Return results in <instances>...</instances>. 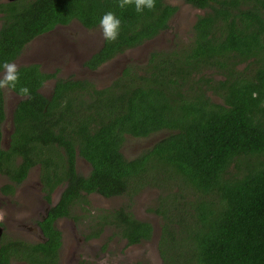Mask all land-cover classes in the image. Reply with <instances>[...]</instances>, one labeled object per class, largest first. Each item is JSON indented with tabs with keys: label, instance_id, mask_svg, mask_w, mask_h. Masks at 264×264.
<instances>
[{
	"label": "trees",
	"instance_id": "1",
	"mask_svg": "<svg viewBox=\"0 0 264 264\" xmlns=\"http://www.w3.org/2000/svg\"><path fill=\"white\" fill-rule=\"evenodd\" d=\"M184 1L207 8L192 26L189 52L153 50L141 72L127 65L106 88L89 79L57 78L46 96L40 88L53 74L36 63L17 66L16 86L4 87L15 94L27 87L29 96L18 94L23 98L13 107L4 146L0 87V174L18 183L37 162L54 167L45 183L53 187L66 180L67 185L50 208V218L80 205L81 190L131 196L143 183H177L187 205L181 216L187 212L191 220L172 221L181 199L170 187L152 209L164 220L157 244L164 264H264V0ZM175 10L164 0H154L153 8L141 13L131 5L118 7V0L0 2V71L54 26L77 20L91 29L111 11L120 18L119 34L113 41L104 39L86 62L95 68L157 36ZM215 28L222 31L217 43L210 37ZM243 61L242 68L236 67ZM210 67L219 78L203 72ZM212 94L223 103L213 102ZM162 129L166 135L152 147L130 159L123 156L126 135L146 137ZM76 153L90 165L86 176L75 170ZM232 162H245V173L228 174ZM5 187L4 192L12 189ZM128 208L91 213L98 225L93 234L107 226L126 244L149 239L151 224L134 218ZM169 222L174 225L168 229ZM44 234L45 242L2 237L0 264L12 258L58 264L59 232L48 224ZM170 251L175 257L168 256Z\"/></svg>",
	"mask_w": 264,
	"mask_h": 264
},
{
	"label": "rangeland",
	"instance_id": "2",
	"mask_svg": "<svg viewBox=\"0 0 264 264\" xmlns=\"http://www.w3.org/2000/svg\"><path fill=\"white\" fill-rule=\"evenodd\" d=\"M164 1L168 4L174 5L176 10L173 12L174 14L169 17L168 27L162 36L157 35V37L155 36L156 38L140 45L138 48H132V50L130 49L116 55L97 70L90 71V73H88L87 70H84L78 76L80 77L79 79H91L97 88H106L110 86L116 78L121 76L127 65H135L138 67L137 71L141 72L142 67L145 66L144 64L148 60V52L151 50H178L180 55L189 52L190 43L193 41L194 37L192 26L197 16L203 14L207 8H196L184 0ZM55 28V31L45 39H40L41 36L35 37L32 43L28 44L23 49L21 55L13 62L16 67L20 64L35 63V60L41 55L37 51L40 47L38 45L47 44L49 41L48 39H54L58 34L65 35L64 38L68 42V47L73 50L71 51L67 47L68 53L83 52L85 61L91 58L93 53L101 48L104 41L99 26L87 29L77 20H72L68 25L56 26ZM42 61L45 62L46 70L49 71V69H51L50 59L43 57ZM244 65V61L238 62L236 67L242 68ZM55 68L61 76L67 75V77H75L78 75V72H76V70L70 65L69 57L65 58L61 64L58 63ZM4 71L5 70L0 71V77H3ZM203 72L209 74V76L212 75L213 79L219 78L220 76L214 75L212 67L204 69ZM52 84L53 81L45 82L40 88V91L44 95L49 96L52 91ZM2 89L5 99V119L1 125L3 133L1 143L6 146L9 133L12 129L11 114L13 106L20 97L4 86ZM210 98L213 102L216 101L223 103L220 96L212 94ZM166 133L167 130L164 129L154 132L146 137H133L126 135L122 143V153L128 159L136 157L141 152L152 147L155 140H159L158 138ZM81 161L82 159L78 157L77 164L79 163V169H81L83 165L87 166ZM156 168H159L158 164L154 166V169ZM227 170L228 174H232L233 177H239L245 173V162H242L237 166L232 162ZM80 171L83 173L87 172L83 169ZM156 172L157 174H160L161 170ZM39 175L40 170L38 173L37 166L30 168L27 177L14 187L15 198L11 199L0 196V221L5 225L3 231L4 240L21 238L25 241H32L38 238L34 233L35 229L33 227V221L38 215H40L41 207L45 206V203H43L41 199L42 190L40 185L41 182L38 178ZM7 182V178L0 175V186ZM160 182H162V180L159 182L143 183L138 187L136 193L131 196L120 195L105 199L97 195L84 196L79 202L80 205L76 204L81 207H77L76 210L75 207H73V212L71 213L73 216L62 219L58 222L63 238L59 254V264H89L91 262L95 264H136V262L143 264H164L163 260H161L157 245L159 235L161 234L164 225V220L159 213L152 211V209L156 208L158 204L157 202L165 196V189L167 187L171 188V191L174 192L176 198L181 199L179 205L174 207L176 210L173 209L172 221L175 222L179 219L184 223L189 222L191 218L187 212H183L181 216L180 209L184 210L187 205L184 204L185 198L182 196V193L180 194L181 191L179 185L173 182L162 183V185ZM58 190L55 189L52 194L54 200L57 198L56 191ZM84 200H87L88 202L85 203ZM121 205H128L134 218L150 222L154 228V233H152L151 238L142 243L127 245L125 239L119 234L114 236L110 229H105L94 239H81V236L85 235L90 229L91 213L98 211V209H110ZM85 206H88V208ZM173 222L167 223L166 226L174 225ZM168 239H171V236H169ZM166 244H170V242L167 241ZM168 256L175 257L174 252L170 251ZM180 258L182 259L184 257ZM12 264L25 263L22 261H12Z\"/></svg>",
	"mask_w": 264,
	"mask_h": 264
},
{
	"label": "flooded vegetation",
	"instance_id": "3",
	"mask_svg": "<svg viewBox=\"0 0 264 264\" xmlns=\"http://www.w3.org/2000/svg\"><path fill=\"white\" fill-rule=\"evenodd\" d=\"M10 0H0V2H9ZM189 4V3H188ZM172 5V4H171ZM172 6H174V5H172ZM195 7V6H194ZM197 8V7H196ZM174 14V13H173ZM69 24V23H68ZM68 24H64V25H68ZM64 25H56V26H64ZM56 26H54L52 29H50L49 31H47V32H45V33H43V34H40V35H38V37L39 36H41V38L40 39H45L47 36H49L53 31H55V27ZM83 26V25H82ZM84 27V26H83ZM93 28H95V27H93ZM88 29V28H87ZM167 29V28H166ZM166 29H164V30H162L159 34H158V36H162L163 34H164V31L166 30ZM222 31L220 30V29H217V28H215V29H212V31H211V35H210V37L212 38V42H215V43H217V41L219 40V38L220 37H218V35L221 33ZM213 35V36H212ZM64 34H58V35H56L55 36V38L54 39H48L49 41L47 42V44H45V45H38V46H40L39 48H38V53H40L41 55H39V58L37 59V60H35L36 62V64H38V68L40 69V70H42L43 72H45V73H48V74H53V76L52 77H49V78H47L45 81H44V83L45 82H47V81H53V84H52V88H53V85H54V83H55V81H56V79L57 78H61V79H79L80 77H78L79 75H80V73H82L84 70H87V72L88 73H90V71H94V70H97L100 66H102V65H104V64H106L108 61H110L112 58H114V57H112V58H110V59H108V60H106V61H104V62H101L100 64H98L95 68H90L88 65H86V62L90 59H87L86 61L84 60V54H83V52H76V53H68V49H67V47H68V42L65 40V38H64ZM37 37V36H36ZM157 37V36H156ZM156 37H154V38H156ZM154 38H152V39H150V40H153ZM34 40V39H33ZM32 40V41H33ZM150 40H147L146 42H149ZM32 41H30L28 44H30V43H32ZM146 42H144V43H146ZM143 43V44H144ZM27 44V45H28ZM143 44H140V45H143ZM26 45V46H27ZM139 45V46H140ZM37 46V47H38ZM139 46H136V47H133V48H138ZM71 51H73L70 47H68ZM77 48V47H76ZM77 49H79V48H77ZM100 49V48H99ZM98 49V50H99ZM132 50V48H128V49H126L125 51H128V50ZM97 50V51H98ZM96 51V52H97ZM124 51V52H125ZM152 51V50H151ZM151 51H149L148 52V56H149V53L151 52ZM96 52H94V53H96ZM22 53V52H21ZM78 53V54H77ZM93 53V54H94ZM123 53V52H122ZM119 54H121V53H119ZM21 55V54H20ZM43 57H47V58H49L50 59V63H51V69H49V71L48 70H46V68H45V62L44 61H42V59H43ZM67 57H69V60H70V65L72 66V68L73 69H75L76 70V72H78V75L77 76H75V77H67V75H59L58 74V72H57V70H56V66H57V64L59 63V64H61L63 61H64V59L65 58H67ZM16 60V59H15ZM14 60V61H15ZM51 60H57V61H51ZM14 61H12V62H14ZM34 63V62H33ZM83 78H81V79H79V80H82ZM90 81H91V79H89ZM91 82H93V81H91ZM212 96V95H211ZM214 102H216V101H214ZM217 103V102H216ZM220 103H222V102H220ZM162 130H164V129H162ZM3 135V134H2ZM166 135V134H165ZM165 135H161V137H159L158 139H162ZM156 141V140H155ZM122 146H121V148H120V151L122 152ZM55 154V153H54ZM61 154H62V152H61ZM123 154V153H122ZM124 156V155H123ZM81 158L82 159V161L81 162H83L85 165H87V166H82V168L81 169H83V170H86L87 172H85V173H83V172H81L80 170L81 169H79V163L77 164V158ZM34 166H37L38 167V173H39V170H40V175L38 176V178H39V180H40V185H41V190H42V201H43V203H45V206H43V207H41V213H40V215H38L37 216V218L33 221V227H34V233L37 235V237L38 238H36L35 240H32V241H37V242H45L46 241V236H45V234H44V227L46 226V225H48V224H50V226L52 227V228H54V229H56V230H58V232H59V237H60V246H59V248H58V264H59V260H60V258H59V254H60V250H61V247H62V242H63V238H62V232H61V229H60V227L58 226V222L60 221V220H62V219H65V218H68V217H72L73 216V214H71L72 212H73V207H75V210H76V208L77 207H80V206H77L76 204H74L71 208H70V210H69V212H68V214L67 215H64V216H56V217H54V218H50V216H49V214H48V212H49V210H50V208L51 207H53V206H55L56 205V203L58 202V200H59V198H60V196H61V193H62V191L66 188V185H67V181L66 180H62V182L61 183H58V184H54L53 185V188H52V186H49V185H47L46 183H45V179H46V172H48V173H50V174H52L53 175V173H54V171L53 170H55L54 169V167H50L49 166V168H42L41 167V165L39 164V162H37L35 165H33L32 167H34ZM31 167V168H32ZM30 170V169H29ZM29 170H28V172H27V175H28V173H29ZM75 170H76V172L77 173H79V174H82L83 176H86V175H88V173H89V171H90V165H89V163L84 159V158H82V157H80L77 153H76V155H75ZM1 175V174H0ZM27 175H26V177H27ZM4 176V175H3ZM6 177V176H5ZM25 177V178H26ZM7 178V177H6ZM25 178H23L20 182H22ZM7 180H8V182L7 183H3L1 186H0V192H1V197L3 196L4 198L5 197H8V198H11V199H13V198H15V196H14V187L16 186V185H18L20 182H18V183H14L13 181H11V180H9L8 178H7ZM6 185H11L12 186V189L9 191V192H4V190H5V186ZM55 189L56 190H58V191H56V196H57V198H56V200H54L53 199V196H52V194L54 193V191H55ZM80 193H81V199L84 197V196H90V195H97V196H100L101 198H112V197H117V196H120V195H111V196H103L102 194H100V193H98V192H96V191H90V192H86V191H84V190H81L80 191ZM7 200V199H6ZM86 208H88V206H85ZM120 206H118V207H112V208H110V209H98V211H95V212H100V211H109V210H115V209H118ZM129 210H130V208H128ZM95 212H93V213H95ZM131 212V211H130ZM132 213V212H131ZM90 217L92 218V216L90 215ZM141 221H144V220H141ZM88 222V221H87ZM90 222H91V225H90V229H89V231L85 234V235H83V236H81V239L83 240V238H85V240H91V239H94L95 237H97V236H99L102 232H103V230H105V229H110L111 231H112V233H113V235L114 236H117L118 234H114V228H112V227H107V226H104L103 228H102V230H101V232L99 233V234H97V235H95V234H93V232H94V228L95 227H97L98 225L97 224H95V222L94 221H92L91 219H90ZM89 222V223H90ZM147 222H149V221H147ZM150 223V222H149ZM152 226V225H151ZM4 228H5V225H4V223L3 222H1L0 221V240H2V237H3V231H4ZM153 230H154V228L152 227V232H151V236H152V233H154L153 232ZM151 238V237H150ZM17 239H21V238H17ZM5 240H16V239H5ZM21 240H23V239H21ZM147 240V239H146ZM145 239H143V240H141L140 242H138V243H142V242H144V241H146ZM125 242H126V240H125ZM138 243H132V244H127V245H135V244H138ZM12 261H22V260H19V259H17V258H12L11 260H10V264H12ZM22 262H24V261H22ZM25 263V262H24ZM26 264V263H25ZM89 264H95V263H93V262H91V263H89Z\"/></svg>",
	"mask_w": 264,
	"mask_h": 264
},
{
	"label": "clouds",
	"instance_id": "4",
	"mask_svg": "<svg viewBox=\"0 0 264 264\" xmlns=\"http://www.w3.org/2000/svg\"><path fill=\"white\" fill-rule=\"evenodd\" d=\"M128 5H131L137 13H141L145 9L150 10L153 8L154 0H118V7L124 8ZM120 24V18L111 11L104 12L100 16L98 21V26L100 28L101 34L106 41H113L117 38L119 34ZM2 67L5 71L3 77L0 78V87L7 86L9 88H14L16 86V81L18 78L16 65L13 62L4 63ZM18 94L29 96V90L27 87H20L18 89ZM18 94L16 95L19 96L20 99L23 98Z\"/></svg>",
	"mask_w": 264,
	"mask_h": 264
},
{
	"label": "water",
	"instance_id": "5",
	"mask_svg": "<svg viewBox=\"0 0 264 264\" xmlns=\"http://www.w3.org/2000/svg\"><path fill=\"white\" fill-rule=\"evenodd\" d=\"M10 1H13V0H10Z\"/></svg>",
	"mask_w": 264,
	"mask_h": 264
}]
</instances>
